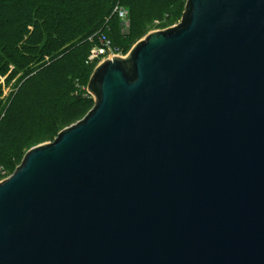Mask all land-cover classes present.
Masks as SVG:
<instances>
[{"label": "water", "instance_id": "1", "mask_svg": "<svg viewBox=\"0 0 264 264\" xmlns=\"http://www.w3.org/2000/svg\"><path fill=\"white\" fill-rule=\"evenodd\" d=\"M183 8L0 182V264H264V0Z\"/></svg>", "mask_w": 264, "mask_h": 264}, {"label": "trees", "instance_id": "2", "mask_svg": "<svg viewBox=\"0 0 264 264\" xmlns=\"http://www.w3.org/2000/svg\"><path fill=\"white\" fill-rule=\"evenodd\" d=\"M116 2L134 33L153 7L176 14L185 0H0V77L12 82L7 96L0 88V165L91 108L87 57L97 32L117 46L123 38Z\"/></svg>", "mask_w": 264, "mask_h": 264}, {"label": "rangeland", "instance_id": "3", "mask_svg": "<svg viewBox=\"0 0 264 264\" xmlns=\"http://www.w3.org/2000/svg\"><path fill=\"white\" fill-rule=\"evenodd\" d=\"M185 2H186V0H185ZM185 2H184V5H185ZM115 5H120V6L124 7L119 2H116ZM184 5H183V7H184ZM183 7L176 14H169L168 12H165L163 15H156V13H155L156 8L153 7V10L148 12V14L145 13V14L141 15L140 17H138L139 28L141 27V29L135 30L134 33L132 31L131 24H129L130 23L129 13H128L127 23H124L121 19L118 18L120 20V25H119V22L117 20H115L117 22V26L118 27L120 26V30H121L120 33L123 35V38L120 41H117V44L120 47L123 56H125L130 51V49L133 47V45L136 42H138L139 40L144 38V36L146 34L150 33L151 31L165 29V28H168L170 26L177 24L180 21L182 12L184 10ZM93 69H92V71H93ZM91 73L92 72H90V75H91ZM5 78H6V76L0 77V88L2 90L3 96H7L9 94V92L11 91V84H12V82L9 84H6ZM88 110H90V109H88ZM87 111L82 112L81 114L78 115V117H76V118L70 120L69 122H67L66 124L62 125L60 127V129H62V127L68 126V125L74 123L75 121L79 120L80 118H82L87 113ZM60 129L58 128L57 130L59 131ZM58 131L49 138L47 137V138H44L43 140H39V141H36L35 143H32L29 146V148L34 146V145L43 143V142L52 141L53 138L58 133ZM29 148L21 149L20 153L18 155L13 156L11 159L12 162L9 166L0 165L4 168L3 172L5 173V177L7 176V178H8L11 175V173H13L16 166L21 162V159L24 155L23 153H25Z\"/></svg>", "mask_w": 264, "mask_h": 264}, {"label": "built area", "instance_id": "4", "mask_svg": "<svg viewBox=\"0 0 264 264\" xmlns=\"http://www.w3.org/2000/svg\"><path fill=\"white\" fill-rule=\"evenodd\" d=\"M114 13L117 14L118 18L121 19L124 23L128 21V11L126 8L115 5ZM92 40V37L89 38ZM97 40L98 44L94 45L90 53L87 57L88 64H94L96 67L100 62L104 61L105 59H109L116 56H123L121 49L119 46L114 45L111 39L102 31L97 32ZM4 168L0 166V182L7 178L5 177V173L3 172Z\"/></svg>", "mask_w": 264, "mask_h": 264}]
</instances>
